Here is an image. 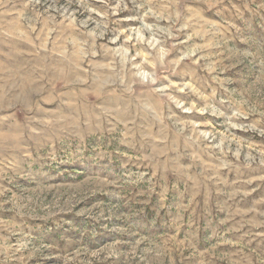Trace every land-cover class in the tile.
<instances>
[{"label": "rangeland", "instance_id": "1", "mask_svg": "<svg viewBox=\"0 0 264 264\" xmlns=\"http://www.w3.org/2000/svg\"><path fill=\"white\" fill-rule=\"evenodd\" d=\"M0 264H264V0H0Z\"/></svg>", "mask_w": 264, "mask_h": 264}]
</instances>
